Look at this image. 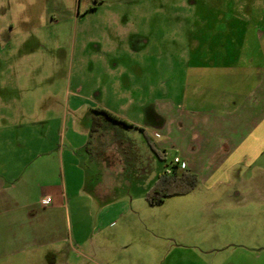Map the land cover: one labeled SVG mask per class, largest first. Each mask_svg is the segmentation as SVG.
I'll return each mask as SVG.
<instances>
[{
	"label": "crops",
	"instance_id": "0c3cea01",
	"mask_svg": "<svg viewBox=\"0 0 264 264\" xmlns=\"http://www.w3.org/2000/svg\"><path fill=\"white\" fill-rule=\"evenodd\" d=\"M198 3L213 8L210 14L195 15L198 24L191 33L197 43L186 46L180 41L177 57L163 61L166 77L162 102L153 94L146 96L155 104L161 126L147 122L149 113L154 115L147 109L141 111L138 120L124 114L135 102L132 96L120 92L113 93L118 101L126 100V106L119 108L102 102L106 91L99 87L97 93L68 88L63 100L58 94L45 98L50 101L49 106H42L47 114L54 116L57 109L61 113L51 118L60 124V141L37 154L14 181L0 174V260L47 250L43 256L46 264H74L79 255L75 254L73 239L91 240L96 245V240L86 237L89 226L81 221L83 214L98 211L93 237L106 240L113 217L137 211L135 202L141 197L129 200L121 187L130 168L139 177L148 176L144 161L136 155L137 135H128L132 130L145 137L142 144H147L151 164L155 156L164 160L173 151L187 163L186 171L198 177L197 187H213L224 180L230 166L264 154V17L252 13L245 0ZM95 9L87 6L82 16L91 22L100 20L98 28L89 29V41L95 44L93 48L106 73L114 76L119 66L108 58L110 53L117 58V53L137 51L146 58V66L152 64L148 61L151 53L144 48L146 42L138 36V24L129 20L131 17L116 13L93 18L90 14ZM79 15L80 9L75 19ZM171 18L179 21L175 25L179 33L188 16L174 13ZM96 31L100 36L97 40L93 35ZM26 111L22 106V117ZM45 123L48 120L38 122ZM155 169L149 176L154 184L160 178L159 174L155 176ZM48 197L52 203L44 206L42 202ZM110 259L105 262L111 264L116 256L110 255Z\"/></svg>",
	"mask_w": 264,
	"mask_h": 264
},
{
	"label": "rangeland",
	"instance_id": "374dc122",
	"mask_svg": "<svg viewBox=\"0 0 264 264\" xmlns=\"http://www.w3.org/2000/svg\"><path fill=\"white\" fill-rule=\"evenodd\" d=\"M199 1L0 0V174L14 181L37 154L60 141V124L51 118L61 113L57 109L51 116L42 106H49L45 98L50 94H58L63 100L70 88L97 93L99 87L106 91L102 102L116 108L126 106V100L118 101L114 92L132 96L135 103L123 113L138 120L141 111H153L147 122L161 126L162 118L146 96L153 94L162 102L166 77L163 61L177 57L180 41L186 46L197 43L191 33L198 24L195 15L210 14L213 8ZM245 3L252 13L264 17V0ZM87 6L97 7L90 14L93 18L116 13L131 17L129 20L138 24V36L146 42L144 48L151 53L148 61L152 64L146 66V58L137 51L117 53V58L110 53L108 58L119 66L114 76L106 73L93 48L95 44L89 41V29L98 28L100 20L91 22L82 16ZM79 9L81 15L75 19ZM174 13L188 16L179 33L175 26L179 21L171 18ZM261 23L264 27V19ZM93 35L100 39L97 31ZM22 106L27 109L25 117ZM46 120L48 123L38 124ZM128 135H137L136 155L148 169V176L139 177L131 168L123 176L121 187L129 200L141 197L135 202L137 211L123 212L111 219L112 227L106 230V240L110 241L93 237L98 211L83 214L81 221L89 226L86 237L96 240V245L91 240L73 239L75 254L79 255L74 264H108L110 255L116 256L111 264H264L263 153L251 154L252 160L230 166L224 180L213 187L199 185L187 194L172 195L153 205L143 197L155 186L150 170L156 168L155 176L174 170L181 173L187 163L169 151L164 160L155 156L153 165L147 144H142L145 137L134 130ZM176 158L180 164H175ZM63 247L68 251L67 246ZM46 251L0 260V264H46Z\"/></svg>",
	"mask_w": 264,
	"mask_h": 264
},
{
	"label": "trees",
	"instance_id": "16d2710c",
	"mask_svg": "<svg viewBox=\"0 0 264 264\" xmlns=\"http://www.w3.org/2000/svg\"><path fill=\"white\" fill-rule=\"evenodd\" d=\"M106 117L124 124H128L122 120L117 119L106 111H100ZM152 148L157 154H160L155 147ZM198 185V177L195 174L187 172L186 170L181 173L178 170H174L171 174H164L156 181L155 186L152 190L147 193L146 200L151 204H161L164 200L172 195H184L193 191Z\"/></svg>",
	"mask_w": 264,
	"mask_h": 264
},
{
	"label": "built area",
	"instance_id": "2783aa9c",
	"mask_svg": "<svg viewBox=\"0 0 264 264\" xmlns=\"http://www.w3.org/2000/svg\"><path fill=\"white\" fill-rule=\"evenodd\" d=\"M180 163H181L180 159L176 158V159H175V164H180ZM171 173H172L171 171H167V174H171ZM51 203H52V198H50V197L46 198V199L43 200V202H42V204H43L44 206H48V205H50Z\"/></svg>",
	"mask_w": 264,
	"mask_h": 264
}]
</instances>
